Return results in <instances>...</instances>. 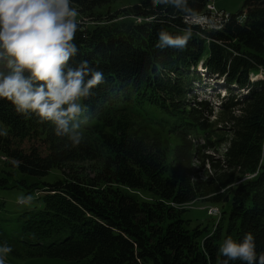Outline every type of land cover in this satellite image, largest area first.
Listing matches in <instances>:
<instances>
[{"label":"trees","instance_id":"16d2710c","mask_svg":"<svg viewBox=\"0 0 264 264\" xmlns=\"http://www.w3.org/2000/svg\"><path fill=\"white\" fill-rule=\"evenodd\" d=\"M116 1L72 0L93 24L79 23L70 66L87 61L105 78L83 101L84 143L66 148L50 123L0 99V191L41 195L15 227L0 210V226L19 229L21 250L10 254L31 264H221L223 240L247 233L264 253V0H244L216 27L185 21L212 19L210 0H189L191 16L151 0L94 13ZM188 27L183 51L156 47L161 29ZM201 90L219 100L213 121L216 102L193 97ZM26 139L36 143L28 152L14 146ZM196 201L218 208L212 227L184 218Z\"/></svg>","mask_w":264,"mask_h":264},{"label":"clouds","instance_id":"9594fccd","mask_svg":"<svg viewBox=\"0 0 264 264\" xmlns=\"http://www.w3.org/2000/svg\"><path fill=\"white\" fill-rule=\"evenodd\" d=\"M152 6L168 5L185 16L193 15L189 0H151ZM79 13L72 0H0V99L9 101L17 114H33L40 123H50L65 147L84 143L82 126L89 123L88 100L105 82L104 73L81 61L71 67L78 53L75 43ZM192 38L190 27L182 35L158 32L159 49L183 51ZM247 179V177H246ZM33 198L19 196L17 203L28 205ZM252 233L242 241L226 237L219 246L221 264L241 261L264 264V253H257ZM13 251L0 245V264Z\"/></svg>","mask_w":264,"mask_h":264},{"label":"rangeland","instance_id":"374dc122","mask_svg":"<svg viewBox=\"0 0 264 264\" xmlns=\"http://www.w3.org/2000/svg\"><path fill=\"white\" fill-rule=\"evenodd\" d=\"M138 2L139 0H118L111 4L103 5L102 7L96 8L94 10V13L98 15H103L104 17H106L108 14L113 15L114 13L119 12L123 9H126ZM210 2L217 9L218 13L212 14V19L207 18L205 21H201V23L204 24L203 22H206L205 26L210 25L211 27L217 24V22H220L223 16L221 15L222 13L226 15H230V14H235L236 12L241 10L245 1L244 0H210ZM78 13L79 15L77 19L81 25L90 26L93 24L92 20H89V18L83 17V14L80 11H78ZM213 27H216V26H213ZM198 74L201 75L199 76L203 79V81L206 80L205 74L203 73L201 74V72L200 73L198 72ZM203 85H206V83ZM214 86L216 87V90L215 92H212V93L220 94L221 100H222L223 97L227 95L225 94L226 91H224V89L221 88L222 85L220 83H216ZM196 92L203 95V97H199V95H196L195 93H192L191 91L190 94L196 95L193 97H196L197 101L208 100L211 103L212 101L216 102L213 104V112H214L213 118L211 117V119H209L210 121H213V119H215V116L217 115V112L219 110V108L217 107L219 100L213 97H209V95L206 94L204 90L196 91ZM33 145H36V143L33 141H28L27 139L22 140V141L17 140L14 143L15 147L21 149L24 152H28ZM225 148L226 146L222 145V147H220V151L223 152ZM4 165L5 163L3 162V160L0 159V169ZM55 174H56V171H53L52 176ZM55 177L56 179L57 177H60L59 173L56 174ZM49 178H51V176L45 179H49ZM26 192H27L26 190L0 191V198H2L4 202V205L3 207L0 208V210L8 214L9 218L7 219H9L10 223L13 224L10 227H15L14 224H18L16 220L17 217H19L25 211L31 208H34L35 205H37L36 199L38 198V196L39 197L41 196V195L36 196L34 193H26ZM29 195H31L33 198V201L31 204L20 206V204L17 203V198L19 196H29ZM184 208L187 210V212L184 213V218L192 221L191 222L192 225H190L191 228H193L195 225H198V224H201L200 225L201 227H205V225L212 227L211 225H213L215 221H217L218 219V216H211L209 213L210 209L217 208V207L214 205L208 204V203L196 201L191 204L189 203L188 205L184 206ZM1 225L2 226H0V245H4L6 243L9 246H11L12 249L16 251L21 250L20 248H18L19 244L17 242H15V244H12L14 243V238L16 237L15 234L19 232V229L17 228L14 231H12L11 228L10 229L5 228L4 223H2ZM1 229L4 230L5 232L2 231ZM6 264H31V263L29 261L23 260V258L21 257H17L16 255H12L9 253L8 256L6 257Z\"/></svg>","mask_w":264,"mask_h":264},{"label":"built area","instance_id":"2783aa9c","mask_svg":"<svg viewBox=\"0 0 264 264\" xmlns=\"http://www.w3.org/2000/svg\"><path fill=\"white\" fill-rule=\"evenodd\" d=\"M208 9L211 12V14L217 13V11L215 10V8L213 6H209ZM206 19L207 18L205 16H201L198 18V20H196V23H200L199 25L204 27L205 25L202 24L201 22H199V20L205 21ZM138 21H140V20H138ZM1 159L3 161H6L5 157H2ZM218 211L219 210L217 208H212V209H210L209 213H210V215L216 216V215H219Z\"/></svg>","mask_w":264,"mask_h":264},{"label":"water","instance_id":"95a60500","mask_svg":"<svg viewBox=\"0 0 264 264\" xmlns=\"http://www.w3.org/2000/svg\"><path fill=\"white\" fill-rule=\"evenodd\" d=\"M200 16H193V17H186L185 21L187 23H189L190 25H195V26H199L200 23H196V20H198ZM202 20H199V22H201ZM204 25L206 24V22H203ZM205 27V26H204Z\"/></svg>","mask_w":264,"mask_h":264}]
</instances>
